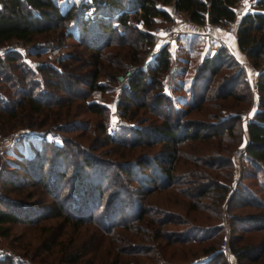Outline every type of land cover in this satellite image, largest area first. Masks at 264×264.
Segmentation results:
<instances>
[{
  "label": "trees",
  "instance_id": "obj_1",
  "mask_svg": "<svg viewBox=\"0 0 264 264\" xmlns=\"http://www.w3.org/2000/svg\"><path fill=\"white\" fill-rule=\"evenodd\" d=\"M236 1L132 0L129 4L141 6V17L145 28L148 29L155 24L171 21L167 11L171 5L184 12L197 25L204 24L207 17L211 23L227 24L235 18ZM124 4H126L125 0H107V4L101 9L111 13ZM256 6L262 10H253L243 15L238 21L236 36L240 50L246 53L253 67L258 69L257 89L258 92L264 93V0H257ZM134 17L135 13L122 12L115 17H101L90 21L83 16L80 9L75 7V4L61 11L54 0H0V45L15 39L29 44L34 54H38L42 49L48 48V45L40 48L41 43L37 42L38 40L47 37L50 29L59 27L63 29L71 23L77 30L78 39L84 47L83 54H66L60 57L58 62L61 68L48 63H39L37 66L43 86L62 91L66 96L63 94L58 96L55 92L43 89L37 95H33L36 84L40 81L28 80L27 77L36 72L21 64L18 52L10 51L0 55V67L10 65L12 69L18 70L13 75L10 71L4 72L0 69V136L8 131L6 129H11L17 124L15 119L24 115H27L29 119L27 120L29 126L40 127L48 120H51V123L63 120L62 127L68 131L84 129L86 125L72 117L74 112H71L73 100L86 95V92L78 88V85H85L88 91L113 87L114 75L123 70L127 62L140 64L152 46L151 35L133 26ZM60 39L57 38V42L51 43L50 47L60 46ZM236 64V60L225 48H217L211 55L204 56L193 69L191 78L186 79L187 94L172 98L163 92L165 88L163 74L170 72L172 65L167 47L161 46L146 63L145 69H140L133 74L129 88L120 90L125 93L124 101H120L123 113L130 108L125 102L128 99L125 97L128 95L138 101H135V110L143 108L153 113L155 118L148 123L142 120L138 125L127 127L126 131L131 132L128 141L117 135L108 134L103 122L104 118L95 125L94 130L97 132L90 133L93 144L96 140L100 143L114 144V150L118 151L117 156L128 158L126 162L113 164L117 169L115 176L118 178L111 182L115 190L105 206V216L113 218L116 213H122L120 202L125 200L121 199V192L115 188L119 185L116 179H119L120 175H133L134 166L140 167L142 173L146 168H149L150 172L154 166L158 169V175L155 173L152 176L144 175L136 180L137 188L132 189L130 186L125 188L124 191L127 193L136 192L142 197L141 202H134L132 215L124 214L121 217L123 222L109 220L108 223L103 222L101 226V233L110 234L116 226L126 230L133 228L134 221H142V225L136 227V230L151 244L139 247L138 253L153 254V262L146 264H167L169 258H175L173 250L171 256L166 258L165 262H161L158 258L161 257L159 248L164 246L179 248L177 251L180 252L181 264H225V256L217 246L216 237L223 230L220 224L223 200L235 178L232 150L225 149L226 152L220 154L221 148H216L204 153L200 151V145L197 143H202L203 146L209 145L212 138L220 142L224 131L226 130L228 134L231 130V124H226L233 119L232 117L217 119L222 107L219 101L228 97H232L235 101L243 99L247 101L246 95L237 94L234 91L238 78L241 76L240 70H233L230 74L224 73L221 81L217 83L213 81L224 68ZM100 77L104 80H99ZM182 84L184 85L185 82ZM146 86L150 87V90H157L152 94L150 104L143 100ZM205 103H208L214 111L209 113V116L214 119L212 122L205 123L193 119L180 121L179 118L184 114L198 110L202 105L207 106ZM55 106L65 107V109L54 110ZM259 106L264 107V101L261 99H259ZM84 107L90 112L106 115L104 110L107 107L100 103L87 102L84 103ZM255 117L257 121L247 125L249 140L245 146V162L250 169L242 166V175L235 190L229 195L227 204L228 210L239 207L255 209L252 213L240 216L232 214L230 217L228 248L235 255L238 264H264V239L257 243L243 242L245 240L242 234L248 231H264V198L260 197L264 194V110L257 111ZM92 142L89 140L88 146L83 147L82 144L66 140L63 146H53L51 158L46 153L42 154L40 146L30 155L20 156V161L15 164L13 170H2L0 178L3 185L15 189L26 185L44 186L52 200L49 204L39 206L3 198L4 209L0 210V223H21L36 221L40 217L59 216L75 228L74 230H78L80 225L98 220L99 218L93 217V207L97 208L100 205V196L105 190L103 181L105 178L107 180L110 178L107 176V165L95 159V156L87 150ZM184 142L192 143V145L184 154H180L178 147ZM155 144H160V147L150 155L133 152L137 147H149ZM72 145L75 149L71 148ZM70 158L76 161L73 167L74 197L71 199L70 207L65 208L64 203L60 201L61 191L58 185L66 173L62 169L63 164L68 161L73 162L69 160ZM48 161L51 162V172L47 177L45 164ZM178 162L182 164L184 170L177 175L174 173V168ZM259 175L263 180L259 178L257 185L253 183L256 186L254 189L241 182L243 177L255 179ZM150 183L154 185L151 186ZM156 190L174 192L186 197L189 199L186 201V213L202 211L206 221L214 219L213 224L193 223L188 217H182L168 207L151 210L144 204L143 199ZM177 199L175 198L174 201ZM83 213H87L86 216ZM146 215L148 216L144 219ZM172 224L185 225V228L167 229V226ZM159 239L163 241L162 245ZM83 248L86 249L87 246ZM114 249L117 254L119 250L127 252L124 248ZM62 251L63 255H68L69 262H75L82 257L83 253L73 252V248H62ZM117 254L112 264H117L119 260ZM202 254H205L203 256L207 258L199 260ZM119 262L118 264H144L131 260ZM172 263L177 264L176 261Z\"/></svg>",
  "mask_w": 264,
  "mask_h": 264
},
{
  "label": "rangeland",
  "instance_id": "obj_2",
  "mask_svg": "<svg viewBox=\"0 0 264 264\" xmlns=\"http://www.w3.org/2000/svg\"><path fill=\"white\" fill-rule=\"evenodd\" d=\"M250 2H252L254 10H262L260 7L256 6L257 0H250ZM74 4L77 9H80L83 12V2L78 1ZM237 21L238 19H234L232 21V23H236L235 34L238 24ZM76 31L77 30L75 29L74 25H72L71 23H68V25H66V27H64L63 29H60V27L54 30L50 29V31L47 33V37H44L37 41L41 43V46H39L40 48H42V46L48 45V48L42 49V51H40L38 54H34L33 49L29 47V44H26L23 41L12 39V41H17L18 44H21L22 47H24L26 50L25 55H21L18 52L21 57L19 59L21 64L30 67L34 70V72H36L29 74L27 79L40 81L36 84L37 87L33 91V95H37L42 89L48 92L52 91V93L55 92V94L58 96L62 94L65 95L64 93H62V91H56L48 86H43L41 82V73L38 72L37 66L39 63H48L52 64L57 68H61L58 62L60 60V57L66 54H83L84 47L82 42L79 41ZM57 38H61V45L53 47H59V51L57 54H51L50 48L52 47H50V45L51 43L55 44L57 42ZM179 42L178 39L174 41L175 45L173 44L171 51H168L171 52L169 53V55H173V62L176 58L179 57L187 58L186 64L189 66L190 69L186 71L185 76L183 72V74H179L177 75V77H173L172 69L170 72H165L163 74V81L165 84L163 92L165 95H170L172 98H175L178 95L184 96V94H187L185 92V88L188 85L186 79L189 80L191 78L193 74L192 71L195 66L201 61L204 56L211 55L217 48H219L215 44H200V42H196L197 44H194V49H192V47L188 45L182 46L183 42H181V40H179ZM202 46H205L204 48H206L207 50V53L205 55H202V51H200L203 48ZM184 47H189L190 50H186ZM151 49L152 48L150 47L140 64H142L147 59ZM229 50L236 56L237 59L241 58V55L236 52L235 48L233 49L230 46ZM240 52L242 54V57L244 58L245 56L248 61L245 67L241 68L237 62L236 65H231L232 67L224 68L221 73L214 78L213 81L217 83L218 81H221V78L224 73L230 74V72H232L233 70H240L241 76L240 78H238V84L234 87V91L237 92V94L246 95L247 101H245L244 99L235 101L232 97H228L226 99H223L222 101H219L220 103H222V107L220 109V113H218L219 117L217 119H225L227 117L233 118L226 124H231V130L228 133L229 135L225 130L223 133V139L220 142H217L216 139L212 138L209 145L206 144L205 146H203L202 143H197L198 145H200V151L204 153H208L209 150H215L216 148H221L220 154H224L226 152L225 149L232 150L231 158L233 166L236 170L235 178L232 180L230 184V189L223 200L222 217L220 221L223 230L216 237L218 242V248L220 250L222 248H225L229 255L228 259H226L225 257V264H238L235 255L228 248L231 221L230 217L232 216V214L240 216L242 214H248L255 211L254 208L250 207H239L234 208L232 210H228L227 204L229 201V195L233 190H235L237 182L238 180H240V177L242 175V166H248L245 162V146L249 140L247 125L250 122L257 121L255 117L257 111H259L260 109L264 110V107L259 106V99H261V101H264V93L258 92L257 89L258 69L253 67L244 51L241 50ZM28 58L32 60V65H29L28 62H26ZM128 63L136 64L133 62H127L126 64ZM0 69L4 72L10 71L13 73V75L16 74L18 71L17 69H12L10 65L5 67L1 66ZM99 80H104V78L100 77ZM184 82L185 84L183 85L182 83ZM78 88L85 91L86 95L83 98L76 97L73 100V102L71 103V112H74L72 117H74L77 121H80L82 124L86 125L84 129L78 128L74 129L73 131H68L66 128L62 127L64 122L63 120L56 121L53 123H51V120H48L46 124L37 127L36 125L29 126L27 124V120H29L27 119V115L15 119V123L17 124L11 129H6L8 131L0 136V175L2 173V170H13L15 164L20 161V156L30 155L34 149L40 146L42 148V154L46 153L49 158H51L50 156H52L51 149L53 148V146H63L65 145L66 140H70L75 144H82L83 147H87L89 140L90 142H92L90 133L92 131L97 132V130H94V128L99 121H102L101 118H104L103 122L106 125L108 134H110L111 136L117 135L118 137L123 138L125 141H128L131 137V132L129 130L126 131L127 127L138 125L142 122V120L145 121V123H148L149 121L155 118L153 113L145 111V109L143 108H137V110H135L136 102L138 101L137 99H133L128 95L127 97H125L128 98L125 102L128 103L130 108L125 111V113H123L120 106V101H124L123 99L125 93H122L115 87V80L113 87L108 88L106 90L93 89L88 91L86 86L81 84L78 85ZM156 91V89L150 90V87L146 86V92L143 93V100L147 102V104H150L151 96ZM87 102H97L107 107L104 110L106 115L103 116L102 114H96L88 111L84 107V103ZM205 104H207V106L202 105L200 109L193 110L187 114H184L181 118H179L180 121L193 119L201 120L205 123L212 122L214 119L209 116V113L214 111H212L211 107L208 106V103ZM53 108L54 110L56 108L62 110L65 109V107L60 108L57 106ZM75 111H78V113H75ZM132 112L133 115L131 114ZM23 117H25V119ZM172 118H174V115H172ZM116 121H119L120 123L116 127L115 132L110 133L109 127ZM78 134H80V136H78ZM97 141L98 140H96V142L94 141V144L92 142L90 146L93 147L89 146L87 150L95 156V159L101 160L105 163V165H107V176L108 178H110L108 180L107 178H105L103 181V186L105 187V190L100 196V205L97 208L93 207V217L99 219L94 220L86 225H80L78 227V230H74L75 228H72L67 221H63L62 217L59 216L40 217L36 221L31 220L29 222L21 223L2 222L0 223V264H112L115 261L117 254L114 248L117 247L127 249V252L119 250L120 254L118 253L119 255L117 254V256H119L118 261L120 262L124 260H131L132 262H140L144 264L148 262H153L152 253H147V255L143 253H138L140 251L139 247H144L146 245L148 246L151 244L148 239L141 237V233L137 232L136 230V227L142 225V221H134L132 223L134 225H132V230H124V228L116 226L112 229V232L110 234L101 233V226L103 225V222L108 223L109 220L110 222H115L116 220L118 222H123L121 220V217L124 216V214L125 216L132 215L134 210V202H141L142 197L137 195L138 193L136 192L127 193L126 191H124L125 188L127 186H130V188L132 189L137 188L138 182L136 180L141 179V177L144 175L152 176L154 175L153 173L158 175V169H156L154 166L151 172L149 168H146L145 170H143L142 173L140 167L134 166L133 175H120L119 179H116L117 184L119 185L115 186V188L118 189L119 192H121V199L125 200L120 202L122 213H116L115 217L113 218H111L110 216H105V206L109 201L110 195L115 190L112 187L111 182H113L115 178H118L117 176H115V173H117V169L113 166V164L117 162H126L128 158L125 156H117L118 154L116 152L118 151L114 150V144L100 143ZM191 145L192 143L184 142L178 147V151L180 152V154H184L190 148ZM159 147L160 144H155L149 147H137L134 149L133 152H136L137 154L141 155H150L156 152ZM71 148H74L73 145ZM69 160H71V158ZM71 161L73 162L68 161L63 164L62 169L65 170L66 173L64 178L60 181L58 185L59 190L61 191L59 196L60 201L64 203L65 208L70 207L69 204L71 202V199H73L74 197L73 167L76 161ZM181 165L182 164L180 162L176 163L174 168L175 174L178 175L181 173L182 170H184V167L182 168ZM247 169L250 168L247 167ZM89 170L90 169H88V171ZM50 172L51 162L48 161L45 164V173L47 177L50 175ZM259 176L255 179L243 177L241 182L242 184L249 185L251 189H254L256 188V186L253 183L257 185L259 178L260 180H263V178ZM2 182V178H0V210L4 209L2 203L3 198L18 201L22 204H36L39 206L49 204L52 200L49 191L44 186L34 187L26 185L22 186L19 189H15L11 188L8 185H3ZM150 184L151 186L154 185V183ZM179 186L183 185L179 184ZM167 192L164 190L153 191L146 197H144L143 202L148 208H151V210L153 208L168 207L170 210L177 212V214H179L180 216L188 217L190 220L193 221V223H202L204 225L208 223L213 224L214 219L206 221L203 218L204 213L202 211H191L189 213H186V201H188L189 199H187L186 197H182L179 194H174V192ZM258 195L259 194H257V196ZM260 197L264 198V194H262ZM175 198L178 199L174 201ZM205 200H207V198H205ZM71 211L73 210L71 209ZM83 214H85L86 216L87 213ZM101 216L103 217L101 218ZM147 216L148 215H146L144 219L147 218ZM99 220L101 222H99ZM225 225L228 227L227 233L225 231ZM184 226L185 225L172 224L167 226V229L180 230L182 228H185ZM237 232L239 233L240 231L238 230ZM92 233H94L95 236L92 235ZM242 234L244 235L243 240H245L243 242L251 241L257 243L264 239V231H248L246 233L242 232ZM94 237L96 239H92ZM49 240L51 241L49 242ZM159 241L162 245L163 241L161 239H159ZM201 244L203 245L205 243ZM85 246H87L86 249L83 248ZM62 248H73V252H83L82 257L77 259L75 262H69L67 259L68 255H63ZM177 249H179L177 246H164L162 248H159V250H161L159 254L161 257L158 258L161 259V262H165L166 258H169L172 254V251L174 250L175 258H169L170 260L167 261V264H173L172 261H176L177 264H181V260H179L180 252L177 251ZM203 255L205 254L200 255V258L198 257L199 260L207 258V256Z\"/></svg>",
  "mask_w": 264,
  "mask_h": 264
},
{
  "label": "built area",
  "instance_id": "obj_3",
  "mask_svg": "<svg viewBox=\"0 0 264 264\" xmlns=\"http://www.w3.org/2000/svg\"><path fill=\"white\" fill-rule=\"evenodd\" d=\"M126 4L119 7L117 10L107 13L101 9V7L105 6L107 4V0H82L84 3L83 8V16L90 21H93L97 18H103V17H115L119 13L125 12V13H135V17L133 19V26L143 32H147L152 37V46L151 51L148 54L147 59L142 64H132L128 63L125 65L124 69L118 72L116 75H114L115 80V87L118 90L128 89L130 86V80L134 73H136L140 69H145L146 63L158 52L159 48L161 46H166L167 48H170L174 41L180 36L182 33H194L195 35H198L203 41L206 43L215 44L219 48H225L228 50V52L234 57L236 62H238L239 66L241 68L245 67L247 64V59L239 60L236 58V56L229 50V44L227 42V38L225 37L226 34H235V22H230L227 24L222 23H207L204 25L203 28L199 29L196 32L192 31H186L184 30L183 26H189L194 25L195 23L186 16V14L182 11H179L176 9L173 5L168 7V13L171 17V21L164 24H156L152 26L151 28H145L143 19L141 17L142 9L141 6L138 4L130 5L129 2L132 0H125ZM254 10L252 2L250 0H237L235 7H234V14L235 18L240 20V18L250 13ZM237 21V22H238ZM10 51H17L21 55H25V48L22 47L21 44H18L17 41H10L7 43H4L0 45V54H4L6 52ZM59 51V47H52L50 48L51 54H57ZM26 60V59H25ZM26 62H28L29 65H32L33 62L31 59H27ZM255 86V84H254ZM119 121L114 122L109 127V132L113 133L116 130V127L119 125ZM226 226V225H225ZM226 233L228 232V227L226 226L225 229ZM225 242V241H224ZM224 244V243H223ZM221 251L223 252L226 259H228V252L225 250V248H222Z\"/></svg>",
  "mask_w": 264,
  "mask_h": 264
},
{
  "label": "crops",
  "instance_id": "obj_4",
  "mask_svg": "<svg viewBox=\"0 0 264 264\" xmlns=\"http://www.w3.org/2000/svg\"><path fill=\"white\" fill-rule=\"evenodd\" d=\"M55 2H56V4H58L59 5V7H60V10L61 11H64L65 9H67L71 4H74L75 2L77 3L78 1H81L82 2V0H54ZM87 1H92V0H87ZM210 21H209V18L207 17L206 18V21L204 22V24H202V25H197V24H194V25H189V26H183V28H184V30H186V31H192V32H196V31H198L199 29H201V28H203L204 27V25L205 24H207V23H209ZM225 37L227 38V42H228V44H229V48H230V46L234 49L235 48V50H236V52L239 54V55H241L240 57L241 58H238L239 60H244V59H246V57L244 56V58L242 57V54H241V50H240V48H239V46H238V43H237V38H236V34H226L225 33ZM178 39V42H179V40H181V42H183V45L182 46H190V47H192V49H194V44H197L196 42H200V44H202V43H206L205 41H203L198 35H195L194 33H192V34H190V33H182V34H180V36L177 38ZM176 39V40H177ZM175 40V41H176ZM179 44H180V42H179ZM175 45V44H174ZM176 45H177V43H176ZM203 47V46H202ZM205 47V46H204ZM202 48V50H200V51H202L201 53H202V55H205L206 53H207V50H206V48ZM215 47V46H214ZM171 48H172V46L170 47V48H167V50L168 51H171ZM186 50H190V48L189 47H184ZM191 51H193V50H191ZM198 51V50H197ZM215 52V51H214ZM169 53H171V52H169ZM170 56V59H171V65H172V73H173V77H177V75H179V74H183V72H184V76H185V74H186V71L188 70V69H190L189 68V66L186 64L187 63V58H185V57H179V58H176L175 60H174V62L172 61V57H173V55H169ZM180 65V66H179Z\"/></svg>",
  "mask_w": 264,
  "mask_h": 264
}]
</instances>
